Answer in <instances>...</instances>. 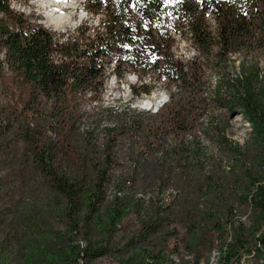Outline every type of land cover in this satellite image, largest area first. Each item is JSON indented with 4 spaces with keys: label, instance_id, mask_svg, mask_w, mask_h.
<instances>
[{
    "label": "trees",
    "instance_id": "1",
    "mask_svg": "<svg viewBox=\"0 0 264 264\" xmlns=\"http://www.w3.org/2000/svg\"><path fill=\"white\" fill-rule=\"evenodd\" d=\"M84 9L100 16L98 25L64 38L0 0V264H90L113 254L124 219L151 199L131 192L150 168L158 187L174 171L182 175L189 252L212 231L220 264L251 255L264 264V0H85ZM177 36L196 52L186 62L174 55ZM106 61L118 80L137 76L136 95L150 92L145 78L170 92L155 113L128 110L97 144L93 131L80 130L82 103L102 91ZM237 115L250 127L243 144L225 133V118ZM199 128L218 159L199 158ZM121 135L127 169L116 154ZM168 189L178 198V185ZM170 204L154 206L125 240L129 264H166L157 240L170 233L163 225Z\"/></svg>",
    "mask_w": 264,
    "mask_h": 264
},
{
    "label": "rangeland",
    "instance_id": "2",
    "mask_svg": "<svg viewBox=\"0 0 264 264\" xmlns=\"http://www.w3.org/2000/svg\"><path fill=\"white\" fill-rule=\"evenodd\" d=\"M84 1L85 0H64L63 3H65V5L70 8L65 10L63 15L60 16V21L63 25L60 24L58 28H54L52 26H45L46 18L44 11L36 4H32V0H8L10 7L15 12L22 13L31 21L41 24L43 27L52 30L55 32V34L58 36L61 35L64 38L67 36H75L76 30L80 25L85 24L89 26L90 33H92L91 28H95L98 25V19L100 16H92L87 13L84 9ZM173 52L175 57L183 62L192 59L196 55V52L190 41L178 36L175 38ZM232 59L235 61L234 66H237L239 61H241V56L234 55L232 56ZM262 61L263 60L260 61L261 64ZM106 62L108 73L102 91L96 95L97 99L93 101L88 100L91 97L89 93L85 94L82 103V112L85 114V116L82 124L80 125V130L93 131L97 138V144L102 142L103 129L105 127L112 126L113 124H121V120H123L124 117L126 118V115L129 114L128 110L135 109L143 112H151V109L150 111H146L141 108L140 105L142 102L151 97L152 101L157 103V101L159 102L160 100H165V98H168L170 92V89L167 87V85L164 86L163 84L153 83L152 81L151 83V78H145V80L143 79L142 83L151 86L150 92L148 94L140 93L136 95L134 91L138 90V86L140 85V80L137 78V76L132 72H128L121 80H118L112 74L113 63L108 61ZM226 71L232 75L236 73V71L234 72L229 68ZM207 73L208 72L206 71V76ZM214 83L215 77L212 76L211 80L205 85V87L211 88L213 87ZM208 91L203 90L202 92L205 96H207L209 93ZM210 111L218 117L225 116L224 111L220 109H211ZM114 112L116 113L114 114ZM226 120L228 126L226 127L225 133L229 140L243 144L249 139L250 127L248 123H246L241 118V116H230L227 119L225 118V121ZM203 122L205 123V120ZM202 133V129L199 128L196 134L200 140L199 158H203L204 162H207L205 158L216 157L218 159L219 151L216 149L213 142L209 141L205 136L202 135ZM128 142V136L126 135L119 136L117 142L116 154L118 156L119 164L123 165L121 168L124 169L128 168V160L126 159L128 157ZM21 153L22 150L19 145L18 155H21ZM121 168L120 166H117L114 169L113 176L118 175L119 171L122 170ZM206 170L209 171L207 166ZM179 172L180 171H174L171 175L168 174L171 176V183L168 182L162 187H158L157 176L153 169L150 168L146 171H141L142 175L135 179L131 192L136 194V196L142 194L145 196V199H147L150 195L151 199L144 201V205L141 207L138 214L136 212H132L126 219H124L114 237V253L100 257L90 264H129L128 261H126L128 255L126 250L123 249L125 240L140 229L141 221L142 219H146L147 212L154 209V206L156 205L167 207L173 198L174 199L172 203L163 216V225L170 233L168 236H165L166 238L164 242L162 239H156L159 243H161L158 245V247L165 249V256H167L165 257L166 264H220L218 258L220 246L219 233L212 231L208 232L204 236V239L202 240L197 252L191 253L185 247L187 242V233L183 224L182 213L185 210L184 200L189 199V196L185 198V196L188 195H185L184 193L186 192L187 187L183 186L184 183L181 179L182 175ZM193 172L199 174L200 168L196 167ZM1 173H4V171L2 170ZM115 179L116 177H113L112 182H114ZM27 181L36 182L33 177L29 178ZM172 184L178 185L180 188V194L178 198H176L177 195L174 196V193L168 189V185ZM192 189L194 188H191V190ZM113 191L114 187L111 185L107 190V194L111 196ZM26 193L27 196H33L32 191H26ZM19 201L22 202L21 196L19 197ZM240 218L244 223H248V213L243 214V216H240ZM61 245L66 246L67 243H57V246ZM240 264H262V261L255 255H251L241 260Z\"/></svg>",
    "mask_w": 264,
    "mask_h": 264
},
{
    "label": "bare ground",
    "instance_id": "3",
    "mask_svg": "<svg viewBox=\"0 0 264 264\" xmlns=\"http://www.w3.org/2000/svg\"><path fill=\"white\" fill-rule=\"evenodd\" d=\"M63 1L64 0H32V4H36L40 9L44 11V15L46 18L45 26H52L54 28H58L62 23L60 21V16L63 15V12L65 10L70 8L66 6L65 3H63ZM167 99L168 98H165V100H160L159 102L157 101V103H155L154 101H152V98L150 97L146 99L144 102H142L140 106L143 110L150 111L151 109V112L155 113L158 110V108L164 102L167 101Z\"/></svg>",
    "mask_w": 264,
    "mask_h": 264
}]
</instances>
